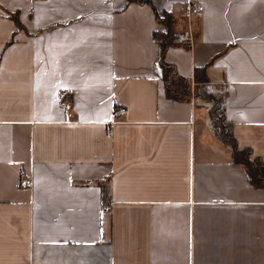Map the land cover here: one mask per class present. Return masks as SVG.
I'll list each match as a JSON object with an SVG mask.
<instances>
[{"label":"crops","instance_id":"obj_1","mask_svg":"<svg viewBox=\"0 0 264 264\" xmlns=\"http://www.w3.org/2000/svg\"><path fill=\"white\" fill-rule=\"evenodd\" d=\"M103 1L0 0V264H264V0Z\"/></svg>","mask_w":264,"mask_h":264},{"label":"trees","instance_id":"obj_2","mask_svg":"<svg viewBox=\"0 0 264 264\" xmlns=\"http://www.w3.org/2000/svg\"><path fill=\"white\" fill-rule=\"evenodd\" d=\"M163 22L168 24V20L163 17ZM166 29L163 34V39L159 44L158 49V60L157 68L159 69V75L162 78L166 95L168 97L179 99L190 94V81L177 75L164 61V54L167 45L172 40L171 28L169 25L165 26ZM194 79L195 82L201 83L199 81H204L203 77L196 75ZM232 145V159L234 163L243 166L246 178L248 182L255 188H260L264 186V160L259 156L252 155L250 148L238 149L233 138H228Z\"/></svg>","mask_w":264,"mask_h":264},{"label":"built area","instance_id":"obj_3","mask_svg":"<svg viewBox=\"0 0 264 264\" xmlns=\"http://www.w3.org/2000/svg\"><path fill=\"white\" fill-rule=\"evenodd\" d=\"M107 0H104L103 2L105 3ZM204 10V6L200 3H196V2H188L183 10L184 14H186L187 16L190 15H194V14H198L200 12H202ZM175 40L179 41V42H192V36L191 34H185L184 32H178L174 35ZM203 85V91L206 93L208 92V87L205 86L203 83H198L195 81L191 82V87H190V95L193 97L196 95V87ZM62 106L64 107H68L69 104L68 103H62ZM124 108L123 107H117L114 110V116L117 117L121 114L124 113ZM216 117L220 116V111L219 108H216L215 111ZM31 180L27 179V178H21L19 181V186L20 187H29L31 186Z\"/></svg>","mask_w":264,"mask_h":264}]
</instances>
